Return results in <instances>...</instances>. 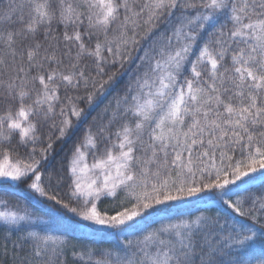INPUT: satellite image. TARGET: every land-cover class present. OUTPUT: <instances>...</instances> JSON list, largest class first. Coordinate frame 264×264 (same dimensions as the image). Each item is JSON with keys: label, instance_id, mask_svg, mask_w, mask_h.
Segmentation results:
<instances>
[{"label": "snow or ice", "instance_id": "obj_1", "mask_svg": "<svg viewBox=\"0 0 264 264\" xmlns=\"http://www.w3.org/2000/svg\"><path fill=\"white\" fill-rule=\"evenodd\" d=\"M0 257L264 264V0H0Z\"/></svg>", "mask_w": 264, "mask_h": 264}, {"label": "trees", "instance_id": "obj_2", "mask_svg": "<svg viewBox=\"0 0 264 264\" xmlns=\"http://www.w3.org/2000/svg\"><path fill=\"white\" fill-rule=\"evenodd\" d=\"M95 113H93V115H94ZM108 201H106V203H107ZM3 260H4V258L3 257H0V264H3Z\"/></svg>", "mask_w": 264, "mask_h": 264}]
</instances>
